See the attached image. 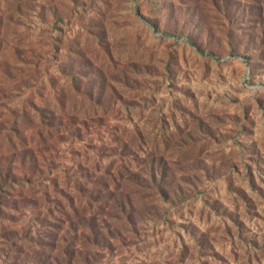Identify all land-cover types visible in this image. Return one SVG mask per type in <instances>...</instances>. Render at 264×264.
<instances>
[{
	"label": "rangeland",
	"instance_id": "rangeland-1",
	"mask_svg": "<svg viewBox=\"0 0 264 264\" xmlns=\"http://www.w3.org/2000/svg\"><path fill=\"white\" fill-rule=\"evenodd\" d=\"M31 151L52 190L87 160L166 172L103 264H264V0H0V160Z\"/></svg>",
	"mask_w": 264,
	"mask_h": 264
},
{
	"label": "trees",
	"instance_id": "trees-1",
	"mask_svg": "<svg viewBox=\"0 0 264 264\" xmlns=\"http://www.w3.org/2000/svg\"><path fill=\"white\" fill-rule=\"evenodd\" d=\"M38 161L37 153L23 155L22 164H28L23 170L29 174L27 177L18 175L10 161L0 160V234L2 241L7 242L8 254L14 252L11 264H103L104 256L111 254L120 238L113 227L120 224L124 227L127 222L135 225V216L144 207L151 205L157 209L158 206L159 210L157 194L167 195L174 186L166 172H159L155 166L148 172L151 184L147 185L148 179L138 177L142 180L138 181V173L127 163L122 168L116 165L107 168L87 160L79 163L74 184L70 178L64 181V187L54 183L53 190L41 188L44 166ZM31 184L30 205L19 200L23 191L17 195L8 193L15 185ZM176 188L183 196L181 188ZM148 196L153 198L147 201ZM27 208L30 215L26 223H21L16 215L25 213ZM8 209L12 211L8 212L10 223L3 224L2 217ZM209 238L211 230L201 236L199 246H206ZM263 246L264 240L260 247ZM27 253L29 259L24 258Z\"/></svg>",
	"mask_w": 264,
	"mask_h": 264
}]
</instances>
